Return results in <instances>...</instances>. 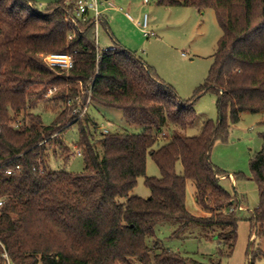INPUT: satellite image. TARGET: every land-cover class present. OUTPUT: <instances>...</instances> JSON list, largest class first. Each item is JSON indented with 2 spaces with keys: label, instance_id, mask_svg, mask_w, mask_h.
Segmentation results:
<instances>
[{
  "label": "trees",
  "instance_id": "trees-1",
  "mask_svg": "<svg viewBox=\"0 0 264 264\" xmlns=\"http://www.w3.org/2000/svg\"><path fill=\"white\" fill-rule=\"evenodd\" d=\"M159 4L213 8L222 29L209 75L188 101L153 66L115 41L104 17L101 25L116 48L101 50L97 60L94 24H81L83 32L69 39L65 0L44 10L32 0H0V264L4 254L10 264H187L188 258L161 248L159 240L148 242L164 220L217 226L224 255L233 252L239 218L236 209L230 211L232 195L221 185L228 174L212 163L211 154L218 140L228 138V116L235 124L243 113L264 112V0ZM51 53L72 54L74 67L51 69L41 57ZM79 81L86 88L91 84L93 103L122 111L143 131H102L97 138L89 114L74 120L76 100L68 106L70 98L81 95ZM51 88L59 89L48 94ZM207 93L217 96L218 121L205 123L198 136H187L181 129L196 123L194 104ZM51 101L57 115L46 125L35 109ZM76 122L81 123L84 171L48 169L51 149L62 148L69 157L62 135ZM262 139L261 150L250 159L260 196L249 219L251 240L255 236L251 253L258 259L264 255L255 248L264 240V133ZM148 157L159 167V177L147 176ZM140 177L151 191L148 198L129 196ZM188 181L195 187L199 215L186 204Z\"/></svg>",
  "mask_w": 264,
  "mask_h": 264
},
{
  "label": "rangeland",
  "instance_id": "rangeland-1",
  "mask_svg": "<svg viewBox=\"0 0 264 264\" xmlns=\"http://www.w3.org/2000/svg\"><path fill=\"white\" fill-rule=\"evenodd\" d=\"M32 1L39 10H44L48 5L57 2V0ZM105 2L107 1L104 0ZM118 2L117 10L106 13L109 28L115 32L116 39L126 49L135 52L144 62L157 69L158 75L171 83L183 100L193 99L196 88L203 84L209 75L213 55L222 36L214 9L200 11L187 6H162L159 0ZM145 15H148V31L154 33L150 36H146L141 27ZM98 37L101 49L112 45L111 37L103 25L98 28ZM78 86L82 95V90L86 87L80 83ZM54 105L55 103L51 101L39 104L35 109L46 125L51 124L56 118ZM194 109L198 115L196 123L181 129L187 136L200 135L207 122L217 123L219 112L216 94L207 93L200 96L194 104ZM72 116L74 120L77 119L73 114ZM89 119L94 122L97 138L103 131L101 126L112 132L143 131V127L129 123L122 111L95 103L89 108ZM228 122L230 125L228 138L215 143L211 161L234 177L233 180L231 176L226 175L221 179V185L233 197L230 211H233L232 208L236 209L239 218L237 242L231 255H224L227 248L218 240L220 229L217 226L207 227L198 223L184 224L182 221L164 220L155 226L154 237L148 240L150 244L154 239L159 240L161 248L170 249L188 258L187 264H264V255L260 259L252 256L251 245L255 236L251 240L249 221L260 201L259 189L250 170V159L263 146L264 112L243 113L235 124L231 123L228 116ZM80 127L81 123L76 122L62 135L64 142L71 149L69 157L62 148L51 149L48 152L46 163L48 169L74 173L84 171V157L77 153L81 142ZM166 135L169 136L170 133L166 131ZM182 170L181 163H178L177 171L181 173ZM147 176H160V169L151 157H148L147 161ZM150 194L145 177H140L129 196L148 198ZM186 204L193 214L202 213L196 202L192 181H188ZM258 247L264 250V240L258 239L255 242V248ZM160 250L157 249V252Z\"/></svg>",
  "mask_w": 264,
  "mask_h": 264
},
{
  "label": "built area",
  "instance_id": "built-area-1",
  "mask_svg": "<svg viewBox=\"0 0 264 264\" xmlns=\"http://www.w3.org/2000/svg\"><path fill=\"white\" fill-rule=\"evenodd\" d=\"M145 1L147 2L148 0ZM103 3L104 0H65V4L68 6L66 9V13H67L66 22L72 28V31L69 34V39H73L78 32L79 33L83 32L82 28L80 27L81 24H85L87 22L94 24L96 30V47L98 49L97 60H99L101 57V52H100L101 50H115L116 48V46H111L106 49H101L99 46L98 28L100 27L102 22L103 9L101 8V5ZM109 6H113V4L109 2ZM141 25L146 36H150L154 34L153 32L148 31V27H149L148 15H145L143 17V21ZM42 59L48 67L61 72L71 70L75 64L74 56L72 54H67V53L45 54L42 55ZM79 83L82 85L80 81ZM55 90L56 88L49 89L48 94H52ZM86 92L88 93V97L86 99H84L82 95H78L75 99L70 98L68 100V106L70 107L73 106L74 101L76 100L77 106L74 107L72 114L76 116L77 119L88 115L89 108L93 103L91 99V84L87 88L82 90V94H85ZM100 128L104 132L110 131L103 126H101ZM77 153L79 155H82V150L78 148ZM19 167L20 166H17V168ZM7 173L11 174L12 170H8ZM2 206H3V199H0V207ZM231 210H234V208H232ZM4 257H5V264H10L8 256L4 254Z\"/></svg>",
  "mask_w": 264,
  "mask_h": 264
},
{
  "label": "crops",
  "instance_id": "crops-1",
  "mask_svg": "<svg viewBox=\"0 0 264 264\" xmlns=\"http://www.w3.org/2000/svg\"><path fill=\"white\" fill-rule=\"evenodd\" d=\"M58 1V0H57ZM107 2H105V3H103L102 4V6H101V8L103 9V17L105 18V20H106V23L108 24V26H109V22H107V12H111L112 10H117L118 9V7L116 6L117 4L116 3H119L118 2V0H106ZM123 1V0H122ZM109 2H111L112 4H113V6H109ZM40 6H44L43 4L41 5L40 4ZM105 23V24H106ZM110 29V28H109ZM110 34H112V36L114 37V39H116V34H115V32H113V30L111 31V29H110ZM115 34V35H114ZM109 35V34H108ZM110 36V35H109ZM111 37V36H110ZM111 40H112V45L111 46H115V44H114V40L111 38ZM117 40V42L118 43H120L121 44V42L118 40V39H116ZM115 40V41H116ZM110 46V47H111ZM108 48V47H107ZM138 56V55H137ZM138 57H140V56H138ZM141 58V57H140ZM157 70V69H156ZM171 84V83H170ZM183 99V98H182ZM231 176V177H230ZM225 177V176H224ZM224 177H222L221 179H223ZM228 177H230V178H232L233 180H234V177H232V175L231 174H228Z\"/></svg>",
  "mask_w": 264,
  "mask_h": 264
}]
</instances>
